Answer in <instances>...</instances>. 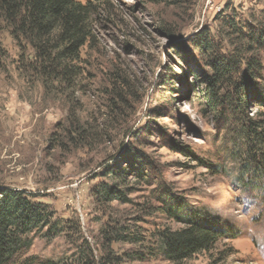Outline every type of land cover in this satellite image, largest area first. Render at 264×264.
<instances>
[{
    "label": "rangeland",
    "instance_id": "374dc122",
    "mask_svg": "<svg viewBox=\"0 0 264 264\" xmlns=\"http://www.w3.org/2000/svg\"><path fill=\"white\" fill-rule=\"evenodd\" d=\"M93 3L100 6L93 39L80 51L70 85L45 87L34 70H22L18 47L0 32L8 54L0 73V188L30 194L66 224L59 235L33 238L12 264L31 257L102 264L107 253L119 258L111 257L112 264H211L223 253L226 264H264V166L254 160L260 152L264 159V141L249 140L238 123L207 107L208 56L191 44L205 29L224 53L256 56L262 66L256 82L264 90V50L249 53L248 41L227 27L264 29V0ZM163 29L171 30V39ZM245 101L244 116L255 119L264 111L253 94ZM137 154L156 173L128 178L126 203L97 204L93 190L111 183L105 169L127 167ZM165 196L177 199L172 208L183 221L158 212ZM187 224L223 238L211 253L183 262L148 256L164 229ZM121 227L137 230L143 240L111 243L105 234Z\"/></svg>",
    "mask_w": 264,
    "mask_h": 264
},
{
    "label": "trees",
    "instance_id": "16d2710c",
    "mask_svg": "<svg viewBox=\"0 0 264 264\" xmlns=\"http://www.w3.org/2000/svg\"><path fill=\"white\" fill-rule=\"evenodd\" d=\"M105 1L88 0L82 4L77 0H0V32L7 33L18 47L20 51L18 62L21 63L22 70H34L45 87L54 82L70 85L79 74V53L93 39V25L100 8L93 2ZM227 27L234 34H239L242 40L248 41L249 53L264 50V29L249 26L243 30L229 24ZM161 33L169 39L173 35L171 30L163 29ZM191 44L202 56H208L205 64L210 71L206 82L207 107L216 111L221 118L227 115L230 118L227 121L238 123L241 126L240 131L243 130L246 136L250 137L249 140L254 141L256 138L260 142L264 141V111L258 118L250 119L244 116L242 110L247 105L245 98L251 94L258 99L264 109V90L256 82L262 69L261 62L253 55L250 58H239L234 54L230 56L224 53L220 46L217 48V44L205 29H201L192 38ZM27 49L30 51L29 54L26 53ZM7 59L8 54L0 41V73L5 70ZM247 85L251 89L250 93H244ZM226 87L228 88L225 89ZM262 143L264 145V142ZM253 147L248 146L249 154L252 153ZM260 153L254 160L257 159V167L263 168L264 159ZM131 158L133 161L129 162L127 167L112 164L105 169L102 176L109 177L111 183L102 182L93 190L92 195L97 204L112 201L126 203L124 190L127 187L124 185L127 184L128 178L150 179L156 173L155 167L145 157L137 154ZM145 172L149 175L146 176ZM32 200L33 196L24 191L0 188V264H12L21 259L30 250L33 238L38 235L50 238L64 231L66 224L61 225L56 220L55 210ZM173 200L177 201L174 197L168 199L167 196L159 200L164 206L160 207L158 212L167 214L169 218L177 221H183L176 213L178 210L172 208ZM108 235L112 236L111 243L136 245L143 240L137 230L130 232L126 227L110 231L105 237ZM222 238L223 233L202 225L187 224L179 230L164 229L155 244L157 251L153 253L150 251L148 256H155L157 253L171 263L183 262L200 252L211 253ZM80 252L84 257V252ZM222 255L218 262L212 260L211 264H226L229 256L224 253ZM111 257L119 260L107 253L106 256H102V264H112ZM129 257L143 259L140 254H132ZM21 264L64 263L43 262L31 257L24 259Z\"/></svg>",
    "mask_w": 264,
    "mask_h": 264
},
{
    "label": "built area",
    "instance_id": "2783aa9c",
    "mask_svg": "<svg viewBox=\"0 0 264 264\" xmlns=\"http://www.w3.org/2000/svg\"><path fill=\"white\" fill-rule=\"evenodd\" d=\"M213 1H214V0H208V4L211 3V5L214 6V5L212 4Z\"/></svg>",
    "mask_w": 264,
    "mask_h": 264
}]
</instances>
